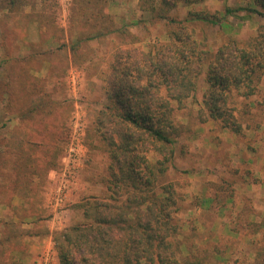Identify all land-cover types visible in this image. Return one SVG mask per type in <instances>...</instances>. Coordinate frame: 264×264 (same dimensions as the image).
Returning <instances> with one entry per match:
<instances>
[{
    "label": "rangeland",
    "instance_id": "374dc122",
    "mask_svg": "<svg viewBox=\"0 0 264 264\" xmlns=\"http://www.w3.org/2000/svg\"><path fill=\"white\" fill-rule=\"evenodd\" d=\"M106 1L0 0V264H16L26 236L52 241L64 229L50 231L53 216L71 224L80 199L107 195L110 144L125 126L102 115L115 56L178 34V24L154 20L139 0ZM248 7L252 0H204L167 15L210 14L217 25L193 21L185 33L214 52L264 31L256 13L225 14ZM204 73L192 96L172 103L171 143L143 145L150 164L173 149L155 190L176 194L179 258L191 250L205 264H264V83L248 98L233 91L228 127L204 106Z\"/></svg>",
    "mask_w": 264,
    "mask_h": 264
},
{
    "label": "trees",
    "instance_id": "16d2710c",
    "mask_svg": "<svg viewBox=\"0 0 264 264\" xmlns=\"http://www.w3.org/2000/svg\"><path fill=\"white\" fill-rule=\"evenodd\" d=\"M203 1L139 0L141 11L154 20L178 24V34L169 43L116 54L114 81L106 88L109 104L102 115L108 120L118 117L125 126L117 133L119 142L110 144L115 151L104 180L107 195L80 199L73 206L80 218L52 232L58 264H205V258L191 250L178 257L179 244L173 238L179 231L174 218L176 194L169 187H163L161 194L155 190L157 173L171 164L173 149L150 164L143 146L148 141L171 143L167 129L172 128V103L180 106L194 94L204 67V106L211 118L228 127L234 121L228 107L233 91L243 90L240 95L248 98L264 83L262 29L247 41H232L210 52L185 33L193 21L217 25L210 14L188 11L178 21L167 15L177 4ZM252 4V8H225V14L244 10L264 18V0H252Z\"/></svg>",
    "mask_w": 264,
    "mask_h": 264
},
{
    "label": "crops",
    "instance_id": "0c3cea01",
    "mask_svg": "<svg viewBox=\"0 0 264 264\" xmlns=\"http://www.w3.org/2000/svg\"><path fill=\"white\" fill-rule=\"evenodd\" d=\"M51 219L48 228L51 230H59L65 228L71 220H57L56 216ZM23 247L14 253L16 264H38L39 258L44 264H58L57 253L53 247L50 235H40L38 233L26 236L23 239Z\"/></svg>",
    "mask_w": 264,
    "mask_h": 264
}]
</instances>
